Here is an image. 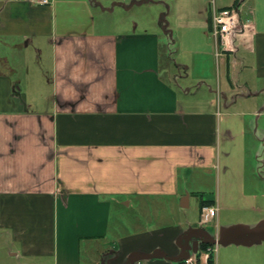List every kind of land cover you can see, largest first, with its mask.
<instances>
[{
  "label": "crops",
  "instance_id": "0c3cea01",
  "mask_svg": "<svg viewBox=\"0 0 264 264\" xmlns=\"http://www.w3.org/2000/svg\"><path fill=\"white\" fill-rule=\"evenodd\" d=\"M230 8L237 10L233 32L215 37L213 14ZM161 34L190 56L192 67L212 53L228 89H210L216 100L196 96L199 89L177 82L172 59L163 77ZM43 46L54 99L50 113L35 114L3 68L10 56L26 61L29 47L39 55ZM197 78L196 87L206 84V76ZM258 84L264 85V0H0L3 264H180L187 255L202 259L216 235L208 264H264L234 253L252 245L254 234L264 239L231 215L254 203L241 178L238 201L219 192L217 215L208 221L201 210L211 205L202 202L211 201L203 197L197 219L182 212L191 194L179 182L216 167L219 133L232 139L220 128V98L227 108V94L254 96ZM243 160L235 162L241 176ZM131 202L155 217L134 219L126 230L115 221Z\"/></svg>",
  "mask_w": 264,
  "mask_h": 264
},
{
  "label": "rangeland",
  "instance_id": "374dc122",
  "mask_svg": "<svg viewBox=\"0 0 264 264\" xmlns=\"http://www.w3.org/2000/svg\"><path fill=\"white\" fill-rule=\"evenodd\" d=\"M160 40L163 51L160 70L163 77L166 76L164 72L167 71V65L183 64L190 66V69L185 71L180 67L177 69L176 66H172L176 75L183 77H179L176 80L179 82L180 79H184L188 86L191 87L192 93L199 89L196 96L216 100V94H209L210 89L217 92L219 83L222 91L228 89L227 81L222 77L219 82V78H217L216 62L212 53L210 57H207V63L195 61L192 67L189 55L179 54L176 45L169 44L163 34H161ZM6 51L9 53L10 50ZM10 58L9 68L5 70L3 68V71L9 74L10 80L17 86V89L21 90V100L25 107L35 114L50 113L54 97L50 84L51 57L47 48L44 49L43 46V51L38 55L36 50L29 47L26 61H23L20 55L10 56ZM169 59L174 60V63L168 64L170 62ZM202 75L206 76V84L196 87L195 85L200 82L197 77ZM257 87L258 90L254 96H251L253 92H248V90L233 92L231 95L227 94L228 99L225 102L227 108L223 107L224 98H220L219 104L222 105L219 108L222 113L220 128L224 132L226 130L230 131L232 139H227L226 135L221 136V133L218 134L216 167L209 168L206 172L193 170L188 177L180 176L181 188L191 194L190 208L182 212L194 220L198 217L197 205L201 197L205 201H216L220 192V199L225 200L227 198L231 201H238L237 184L241 178L242 183L244 182V191L254 196V203L249 202L247 204L248 207H239L235 211H231V215H234L236 219H240L246 230L258 229V232L261 231L264 234V85L258 84ZM225 154H228L227 165L230 169L227 175L223 173ZM241 156L244 159L243 162L245 161L242 166V176L239 174L240 171L237 170L239 168L235 167L237 165L235 163L236 160ZM219 168L221 173L220 181ZM188 192H185V194ZM125 201L128 202V200ZM135 204V202H131L129 206L124 205L119 214L120 219L118 218V221H115L125 224L126 230H129V227H131L129 222L134 219H141L140 222H142L155 217L153 210V212L144 214L142 209L136 207ZM251 205L253 206L252 208L250 207ZM116 214L118 213L116 212ZM140 222L136 223V225L143 224ZM234 232L240 233L241 228H235ZM254 235L255 241H252V245L244 247L246 249L237 247L239 249L234 251V253L235 255L247 257L250 261L263 260L264 263V239L262 241L258 240V236ZM254 235L251 236L254 237ZM259 236L262 235L259 234ZM237 238L241 240L242 234L238 235ZM6 252L8 251L5 240L0 239V264L5 261Z\"/></svg>",
  "mask_w": 264,
  "mask_h": 264
},
{
  "label": "built area",
  "instance_id": "2783aa9c",
  "mask_svg": "<svg viewBox=\"0 0 264 264\" xmlns=\"http://www.w3.org/2000/svg\"><path fill=\"white\" fill-rule=\"evenodd\" d=\"M37 4L47 5L50 3V0H35ZM237 10L234 8L221 10L219 12H215L213 14V35L215 37H222L229 35L233 32L234 27L237 23ZM218 212V208L215 205L204 206L201 210V216L203 221L213 220ZM219 239L216 235L215 240L212 244L207 245L205 249L202 251V259H198L196 256H185L180 264H208V261L211 259L212 254L216 253L217 245ZM204 259V260H203ZM206 260V261H205ZM212 264H215V260L213 258Z\"/></svg>",
  "mask_w": 264,
  "mask_h": 264
},
{
  "label": "trees",
  "instance_id": "16d2710c",
  "mask_svg": "<svg viewBox=\"0 0 264 264\" xmlns=\"http://www.w3.org/2000/svg\"><path fill=\"white\" fill-rule=\"evenodd\" d=\"M203 205H212L213 204V201L211 202H202Z\"/></svg>",
  "mask_w": 264,
  "mask_h": 264
},
{
  "label": "water",
  "instance_id": "95a60500",
  "mask_svg": "<svg viewBox=\"0 0 264 264\" xmlns=\"http://www.w3.org/2000/svg\"><path fill=\"white\" fill-rule=\"evenodd\" d=\"M183 200L187 201V195L184 196ZM182 206V205H181ZM219 243V242H218ZM197 245V242L194 243V247Z\"/></svg>",
  "mask_w": 264,
  "mask_h": 264
}]
</instances>
